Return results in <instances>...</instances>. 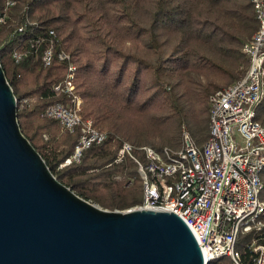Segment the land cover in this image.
Returning <instances> with one entry per match:
<instances>
[{
    "label": "trees",
    "instance_id": "1",
    "mask_svg": "<svg viewBox=\"0 0 264 264\" xmlns=\"http://www.w3.org/2000/svg\"><path fill=\"white\" fill-rule=\"evenodd\" d=\"M258 28L251 0H16L0 29V62L18 99L21 131L57 179L105 209L128 210L142 205L144 182L130 155L118 161L123 143L144 165V146L181 150L183 127L202 148L210 136V97L245 74L242 47ZM39 37L38 49L31 47ZM51 43L76 66L82 116L107 135L63 168L80 132L46 115L56 102L72 103L55 89L68 63L42 60ZM256 119L264 124V100ZM261 177L264 184V169ZM263 235L239 236L241 264H252L249 244ZM208 264L236 263L222 256Z\"/></svg>",
    "mask_w": 264,
    "mask_h": 264
},
{
    "label": "built area",
    "instance_id": "2",
    "mask_svg": "<svg viewBox=\"0 0 264 264\" xmlns=\"http://www.w3.org/2000/svg\"><path fill=\"white\" fill-rule=\"evenodd\" d=\"M259 28L242 47L248 58L245 74L233 84L217 89L210 97V136L200 148L186 127L183 147L177 152H162L151 146L142 149L148 160L144 165L134 154V146L124 142L118 161L130 155L138 164L144 182L141 208L176 212L189 225L197 238L205 262L230 256L241 264L237 243L241 234L264 232V200L261 177L264 169V124L256 119L257 107L264 100V0H251ZM16 0H6L0 9V29ZM50 35L55 36L51 30ZM44 38L31 42L38 49ZM17 59L22 54L16 53ZM55 57L68 63L64 80L55 86L71 98V105L52 104L46 111L49 118L60 122L64 130L80 132L72 154L58 167L80 162L84 152L101 144L107 135L84 118L83 100L75 93L76 66L71 55L55 51L53 43L43 51L42 60L50 65ZM48 139V135H44ZM252 264H264V235L249 244Z\"/></svg>",
    "mask_w": 264,
    "mask_h": 264
},
{
    "label": "water",
    "instance_id": "3",
    "mask_svg": "<svg viewBox=\"0 0 264 264\" xmlns=\"http://www.w3.org/2000/svg\"><path fill=\"white\" fill-rule=\"evenodd\" d=\"M0 264H208L176 212L108 210L60 182L21 131L0 62Z\"/></svg>",
    "mask_w": 264,
    "mask_h": 264
},
{
    "label": "rangeland",
    "instance_id": "4",
    "mask_svg": "<svg viewBox=\"0 0 264 264\" xmlns=\"http://www.w3.org/2000/svg\"><path fill=\"white\" fill-rule=\"evenodd\" d=\"M84 103V102H83ZM84 107H85V105H84ZM95 203V202H94ZM97 204V203H96ZM97 205H99V204H97ZM100 206V205H99ZM101 207V206H100ZM103 208V207H102ZM105 209V208H104ZM109 210V209H108Z\"/></svg>",
    "mask_w": 264,
    "mask_h": 264
},
{
    "label": "bare ground",
    "instance_id": "5",
    "mask_svg": "<svg viewBox=\"0 0 264 264\" xmlns=\"http://www.w3.org/2000/svg\"><path fill=\"white\" fill-rule=\"evenodd\" d=\"M209 262V261H208Z\"/></svg>",
    "mask_w": 264,
    "mask_h": 264
}]
</instances>
